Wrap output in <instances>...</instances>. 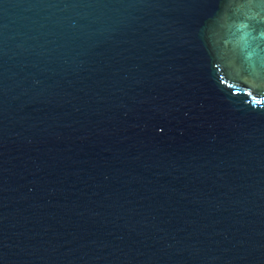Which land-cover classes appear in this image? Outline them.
<instances>
[{"label":"water","instance_id":"95a60500","mask_svg":"<svg viewBox=\"0 0 264 264\" xmlns=\"http://www.w3.org/2000/svg\"><path fill=\"white\" fill-rule=\"evenodd\" d=\"M0 264H264V0H0Z\"/></svg>","mask_w":264,"mask_h":264},{"label":"clouds","instance_id":"9594fccd","mask_svg":"<svg viewBox=\"0 0 264 264\" xmlns=\"http://www.w3.org/2000/svg\"><path fill=\"white\" fill-rule=\"evenodd\" d=\"M248 59L252 61V64L250 65L252 68H256V63H255V54L254 53H249L248 54Z\"/></svg>","mask_w":264,"mask_h":264}]
</instances>
